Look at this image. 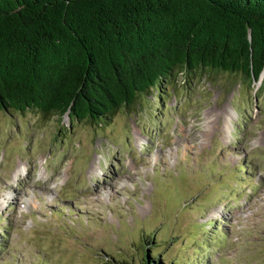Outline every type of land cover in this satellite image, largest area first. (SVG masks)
<instances>
[{
  "label": "rangeland",
  "instance_id": "1",
  "mask_svg": "<svg viewBox=\"0 0 264 264\" xmlns=\"http://www.w3.org/2000/svg\"><path fill=\"white\" fill-rule=\"evenodd\" d=\"M261 79L178 73L96 123L0 111V264H264Z\"/></svg>",
  "mask_w": 264,
  "mask_h": 264
},
{
  "label": "trees",
  "instance_id": "2",
  "mask_svg": "<svg viewBox=\"0 0 264 264\" xmlns=\"http://www.w3.org/2000/svg\"><path fill=\"white\" fill-rule=\"evenodd\" d=\"M263 67L264 0H0V111L108 121L178 73Z\"/></svg>",
  "mask_w": 264,
  "mask_h": 264
},
{
  "label": "water",
  "instance_id": "3",
  "mask_svg": "<svg viewBox=\"0 0 264 264\" xmlns=\"http://www.w3.org/2000/svg\"><path fill=\"white\" fill-rule=\"evenodd\" d=\"M263 72H264V67H263V69H262V71H261V73H260V75H259L258 79H260V78H261V76L263 75ZM254 82H256V81H254Z\"/></svg>",
  "mask_w": 264,
  "mask_h": 264
},
{
  "label": "bare ground",
  "instance_id": "4",
  "mask_svg": "<svg viewBox=\"0 0 264 264\" xmlns=\"http://www.w3.org/2000/svg\"><path fill=\"white\" fill-rule=\"evenodd\" d=\"M15 175H17V174H15Z\"/></svg>",
  "mask_w": 264,
  "mask_h": 264
}]
</instances>
